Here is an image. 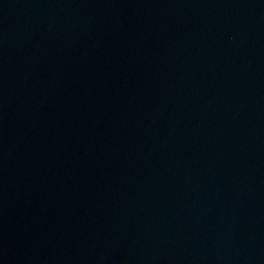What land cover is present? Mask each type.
<instances>
[{"label": "water", "instance_id": "obj_1", "mask_svg": "<svg viewBox=\"0 0 264 264\" xmlns=\"http://www.w3.org/2000/svg\"><path fill=\"white\" fill-rule=\"evenodd\" d=\"M0 264H264V0H0Z\"/></svg>", "mask_w": 264, "mask_h": 264}]
</instances>
